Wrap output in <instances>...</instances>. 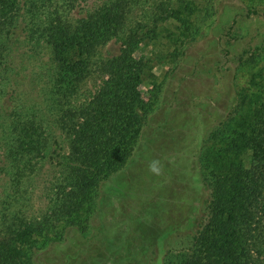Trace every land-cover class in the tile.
<instances>
[{
  "label": "trees",
  "instance_id": "16d2710c",
  "mask_svg": "<svg viewBox=\"0 0 264 264\" xmlns=\"http://www.w3.org/2000/svg\"><path fill=\"white\" fill-rule=\"evenodd\" d=\"M75 1L0 0V72L9 70L16 29L25 44L50 49L49 80L40 87L43 104L36 109L22 102L0 123L1 170L7 177L0 194V264H141L154 245H163L153 217L148 236L132 231L135 220H146L138 203L116 207L114 195L102 192L134 156L151 112L141 89L147 63L136 55L146 39L130 31L118 55L99 59L101 48L121 36L130 0H110L73 20L68 13ZM166 12L167 19L186 26L180 7ZM251 15L262 12L249 10ZM93 77L101 85L81 96L82 85ZM39 79L33 78L36 86ZM253 101L247 110L243 101L212 131L224 148L206 146L199 155L200 175L209 170L207 218L192 250L173 264H264V87ZM56 143L64 151L57 156ZM48 158L55 170L43 191L46 209L30 215V185ZM149 202L154 207L155 200ZM73 237L81 248L71 247ZM47 248L39 262L37 252Z\"/></svg>",
  "mask_w": 264,
  "mask_h": 264
},
{
  "label": "rangeland",
  "instance_id": "374dc122",
  "mask_svg": "<svg viewBox=\"0 0 264 264\" xmlns=\"http://www.w3.org/2000/svg\"><path fill=\"white\" fill-rule=\"evenodd\" d=\"M108 1L76 0L68 15L79 19ZM130 5L121 36L101 48L98 57L105 60L118 55L122 39L130 31L145 37L136 55L147 63L141 89L151 112L134 156L105 183L102 192L109 190L114 195L116 207L128 200L138 203L139 215L144 213L146 220L132 223L136 234L137 230L150 234L151 217V223L160 227L157 235L164 239L163 245H154L141 264H163L166 256V262L173 264L192 250L207 218L211 191L208 168L203 169L204 178L200 175L201 151L206 146L224 148L220 139L214 141L212 131L223 126L243 101L247 110L264 87V0H130ZM173 7L184 11L181 16L187 19L186 26L166 18V11ZM254 9L262 15L247 17ZM10 36V67L0 72V123L5 112L22 102L35 108L43 104L45 95L40 87L49 80L50 49L25 44L20 29ZM37 77L39 86L33 81ZM100 85L99 77L90 78L82 85L81 96L94 94ZM54 149L55 156L64 152L57 143ZM153 159L162 162V175L149 172ZM4 161L0 152V194L7 181L1 170ZM51 163L49 158L44 161L30 185V215H40L46 209L43 191L55 170ZM150 199L155 200L154 207L149 206ZM3 211L0 208V221ZM73 245L79 249L82 244ZM47 250L37 252L39 262L44 261ZM55 259L57 263L59 259Z\"/></svg>",
  "mask_w": 264,
  "mask_h": 264
},
{
  "label": "clouds",
  "instance_id": "9594fccd",
  "mask_svg": "<svg viewBox=\"0 0 264 264\" xmlns=\"http://www.w3.org/2000/svg\"><path fill=\"white\" fill-rule=\"evenodd\" d=\"M148 170L153 175L159 176L163 173V164L159 159H153L149 165Z\"/></svg>",
  "mask_w": 264,
  "mask_h": 264
}]
</instances>
